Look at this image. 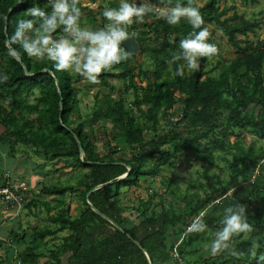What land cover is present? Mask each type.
I'll list each match as a JSON object with an SVG mask.
<instances>
[{
  "label": "trees",
  "instance_id": "16d2710c",
  "mask_svg": "<svg viewBox=\"0 0 264 264\" xmlns=\"http://www.w3.org/2000/svg\"><path fill=\"white\" fill-rule=\"evenodd\" d=\"M179 2L187 4V0ZM34 4L45 7L47 0H0V77H8L7 82L0 83V150L14 156L16 147L24 144L47 161L64 160L65 167L80 169L76 174L80 185L45 183L41 192L56 196V203L44 202L47 221L31 226L28 234L24 230L11 232L13 246L27 235L29 243L17 249L14 257L0 260V264H180L173 251L177 250L184 259L198 252L196 242L213 238L211 232L220 226L224 207L236 204L246 205V215H252L248 222L254 228L250 237H236L237 249L247 253L253 239L264 245V147L256 152L254 141L248 146L242 144L245 131L264 139V39L253 41L247 37L249 32H256L261 21L238 10L224 16L236 7L235 3L224 6L220 0H205L199 5L204 26L211 34L208 42L216 44L220 53L222 43L216 29L221 30L226 42L235 48V56L222 63L217 75L208 69L210 58H202L199 71L175 78L172 72L183 61L171 65L168 61L179 51L180 40L194 31L191 25L182 21L171 26L154 15L146 17L143 24H133L129 32L134 34L139 52L151 58L153 70L150 73L149 68L138 66L134 72L131 55L103 73L101 83L110 92L104 97L96 93L88 127V119L79 110L75 87L79 77L56 72L51 61H35L22 50L19 61L8 54L5 42L16 22L25 18V10ZM259 13L264 21V14ZM12 47L19 49L18 45ZM113 78L124 82L123 91L110 81ZM137 78L145 84L138 83ZM176 104L179 119L174 122L175 127L167 128L164 122L169 123V110ZM108 120L111 131L103 132L106 150L101 151L95 145L92 125L101 121V129ZM181 121L184 127L178 129ZM125 146L131 148L128 153L114 154L116 148ZM222 151L229 152L232 158L221 155ZM182 154H191L201 161L202 177L197 179V186L189 178L182 191L175 177H167L157 199L151 194L138 199V205L123 203L120 194L124 188L147 181L148 176L157 175L162 166ZM218 160L228 162V178L213 171L221 168ZM69 191L79 197L78 214H72L66 202ZM218 199L222 203L205 217L210 232L181 239L191 220ZM126 208H131V214L136 211L135 222L129 219L130 213L125 215ZM64 230L67 233L62 241L52 244L49 253L45 251ZM47 237H51L50 241ZM133 239H138L140 245ZM261 254L264 246L258 249L257 255ZM185 262L189 264L186 259ZM196 264L257 261L247 255L236 259L209 253L200 256Z\"/></svg>",
  "mask_w": 264,
  "mask_h": 264
},
{
  "label": "clouds",
  "instance_id": "9594fccd",
  "mask_svg": "<svg viewBox=\"0 0 264 264\" xmlns=\"http://www.w3.org/2000/svg\"><path fill=\"white\" fill-rule=\"evenodd\" d=\"M80 3L81 0H47L45 7L34 4L26 9L25 18L16 22L13 33L5 42L9 56L19 61L22 50L23 54L35 61H51L56 72L75 73L90 84L100 85L103 73L127 61L132 55L122 47L134 35L129 32V28L133 24H143L146 17L150 19L153 15L171 26L185 21L194 29L180 40L179 51L168 61L169 65L183 61L172 72L173 78L183 77L185 66L193 72L199 71L200 59L211 58L219 52L216 44L208 42L211 34L204 26L201 5L195 0H187L186 5L179 0L174 4L172 0H158L157 4L149 0H140L139 3L137 0H119L118 7L104 8L102 15L107 23L96 29L82 26ZM4 19L7 20L6 17ZM197 29L199 31H195ZM13 45H18L19 49ZM7 80V75L0 77V83ZM220 203L222 200L218 199L202 209L186 226L181 239L191 234L210 232L205 217ZM253 231L246 215V205L224 207L220 226L211 232L213 238L206 249L210 250L212 256L227 254L240 259L247 255L261 264L264 254L258 256L257 252L264 245L259 241L253 239L247 253L236 246V237L241 234L250 237Z\"/></svg>",
  "mask_w": 264,
  "mask_h": 264
},
{
  "label": "rangeland",
  "instance_id": "374dc122",
  "mask_svg": "<svg viewBox=\"0 0 264 264\" xmlns=\"http://www.w3.org/2000/svg\"><path fill=\"white\" fill-rule=\"evenodd\" d=\"M199 4H203L205 0H196ZM221 5H231L236 4L235 8L230 9L224 16L230 15L233 13V10H238L239 12L243 13L246 17L249 18H255L259 21H261L260 27L257 28L256 32H249L247 37L249 39H252L253 41H256L258 38L264 39V21L261 19V14L259 11H262L264 14V0H258L257 3H251L246 4L242 0H220ZM119 0H81L80 7L83 12V17L81 19V24L84 27H88L91 29L101 28L104 26V24L107 23L106 19L103 17L102 13L105 7H115L118 6ZM139 3L140 0H137ZM151 3V1L149 0ZM211 27L214 25H210ZM216 36L219 38L218 40L222 43L220 48V53L210 58V62L208 64V69L211 70L210 73L213 75H217L219 73V69L222 65V63L228 62L230 58L235 56V48L230 46L226 42V36L221 32V30L216 29ZM239 37H244L243 35H239ZM132 65L134 68V72H137L139 67L143 66L150 69V73L153 70V62L149 56L146 54H142L138 52L137 54L133 55L132 58ZM185 74L189 75L191 73V70H189L185 66ZM74 77L78 78L75 82L76 87V93L79 97V110L82 114V116L86 119H88V127H90L91 124V114L93 113L94 109V100L96 99L95 95L98 93L99 96L104 97V95L108 92H110V88L103 85L101 83L100 85H93L86 81H84L79 75L73 73ZM146 80V79H145ZM114 83L115 87L119 89V91H123L124 82L118 78H113V80H110ZM138 83L145 84L146 81H141L140 78H137ZM118 94V93H117ZM116 96V93L114 94ZM167 118L170 120L168 122H164L165 125H168L167 128H173L175 127L174 122L178 121L179 119V110H178V104L174 106V108H171L169 110V114ZM102 125L101 121H96L94 125H92V128L95 130V145L97 148L101 151H105V143L103 141V132H110L111 124L109 120L106 122V125L100 129ZM178 129H182L184 127V122H178L177 126ZM1 129V128H0ZM149 133V132H148ZM94 134V135H95ZM245 137L242 138V144L244 146H248L250 142L254 141L255 145V151H259L261 148L264 147V139L259 138L258 136L253 135L250 132H244ZM235 138L232 136V139ZM131 150L130 147H119L116 148V151L114 154H120V153H128ZM7 152H2L0 150V174L6 170H9L13 178H23L25 180H28L31 178V175L33 172H38L41 174L43 179L47 182H53V183H72L74 185H80V182H78V177L76 174L80 172V169L73 167V166H66L65 167V161L64 160H52L47 161L46 158H44L41 155H38V161L35 165V160H37V155L27 146V145H18L16 149V153L20 156L24 155L25 159H20L18 168L16 160L18 158V155H7ZM221 155H225L227 159H231L232 155L229 152H220ZM7 155V156H5ZM16 156V158H15ZM33 161V162H32ZM218 164L221 168L217 167L214 168L213 171L215 173H218L219 175H222L224 178H228L229 173L227 170L228 162L225 160H218ZM33 166V172L30 170V167ZM16 169V170H15ZM175 177L177 179V185L179 188L184 191L186 188L188 179L190 178L196 186L198 185L199 177L201 176V161L196 156L193 155H181L180 157L174 159L170 164L162 166L159 173L157 175H151L147 177V181H142L141 183L132 185L130 187L124 188L122 194H120V197L125 204H135L138 205V199L143 198L146 199L149 195L153 194L154 198L157 199L158 194L164 191L165 178ZM41 179V183L39 184V188L42 189L44 180ZM200 180V179H199ZM25 185V184H24ZM35 192V194H34ZM32 195L34 194V198H31V200L37 201L36 196L39 195L36 191H34ZM28 196L23 202V208L20 210L19 216L21 217L24 214V219L28 217V225L31 226V223L36 220V218H33L31 216V213H28L25 209L26 203L30 200L29 191L26 192ZM66 198L69 200L70 204V211L72 214H78L79 210L77 208V203L79 204V197L76 193L70 192V195L67 193ZM40 197L47 198V194H44L40 191ZM34 201V202H35ZM41 202H45V200H39ZM40 202V205L38 206L37 203H35L36 209L38 207L41 208V211L43 212V215L47 221V214L45 210V206L42 205ZM178 204H181L179 202ZM155 207V206H151ZM157 208H159V204L157 205ZM131 208H126L125 215L128 216ZM131 215V216H130ZM129 219L134 221V218L137 217L136 211H134L132 214L130 213ZM248 218L252 217V215H248ZM38 218V225H44V218L40 219ZM45 221V222H46ZM135 222V221H134ZM33 225V224H32ZM67 233V230L61 231L58 233L57 238L55 241L51 240L49 243V247L46 248L45 251L48 252L49 249L53 247L52 244L60 243L62 241L63 236ZM263 232L260 233L262 235ZM140 236L143 235V232L141 230ZM52 237V236H51ZM51 237H47V239H51ZM212 239V238H211ZM211 239L206 238L202 241H197L196 246L198 249V252H192L187 256L185 259L188 261L189 264H196L198 262V259L200 256H206L209 255L210 250L206 249V246L210 243ZM180 239H177V242L179 243ZM177 242H175L177 246ZM51 247V248H50ZM18 249V248H17ZM6 254H8V251H5ZM17 253V250H13L10 256L14 257ZM49 253V252H48ZM3 255V254H2ZM3 257V256H0ZM16 259V258H15ZM45 259V258H43ZM184 259V258H183ZM184 259V260H185ZM16 261V260H15Z\"/></svg>",
  "mask_w": 264,
  "mask_h": 264
},
{
  "label": "crops",
  "instance_id": "0c3cea01",
  "mask_svg": "<svg viewBox=\"0 0 264 264\" xmlns=\"http://www.w3.org/2000/svg\"><path fill=\"white\" fill-rule=\"evenodd\" d=\"M16 149H17V147H16ZM15 155H18L16 163L19 162L20 159H25L24 155L20 156L17 153ZM5 156H7V155H5ZM15 158H16V156H15ZM38 160L39 159H38V155H37V160L34 159L35 165H36V162ZM35 165H32L30 167V170H32V172H33V166H35ZM18 166H19V164L17 163L16 167L18 168ZM7 169L8 168H6V170ZM7 171H9V170H7ZM43 178L44 177H42L41 174L38 173V172H33L32 175H31V178H29L28 180H25L23 178H18V179L17 178H13L15 181L24 183L25 187L27 188V192L29 191L30 200L26 203V205H25L26 208L25 209L27 210L28 213H31V216L33 218H36V220L31 223V226L39 224L37 217H39L40 219L44 218V223L46 221V219H45V217L43 215V212L41 211V208L38 207L36 209L35 203H37L38 206H39L40 202H41L39 200H41V198H42V200H45V202H48V203H51V204L56 203L55 194H52V195L48 194L47 198L40 197L41 189L39 188V184L42 182L41 179H43ZM79 180L80 179H78V182H80ZM0 181H1V175H0ZM45 183L47 184V183H53V182H50V181L46 182L44 180V184ZM34 191L39 193V195L35 197V198H37V201H35V200L32 201L31 200V198H34V194H35ZM33 192H34V194L32 195ZM67 193L70 195V191L67 192ZM65 199H66V202L69 203V201H68L69 199L66 198V197H65ZM41 203H42V205L45 206L44 202H41ZM77 208H78V210H80V205L78 203H77ZM52 211H54V210H52ZM46 214H47V212H46ZM31 226L28 225V217H26L24 219V214L21 217L19 215L15 217V215H13L12 211L3 203V201H2V199L0 197V237L3 238V240L0 239V256H3V257H0V260H7L8 257H11L10 254L12 253L13 250L15 251V249L17 250V248L18 249H22L25 245H27L29 243L30 236L27 235L26 239L24 241L16 244L17 247L13 246L12 244H10L11 243V236H10L11 232H13V231L16 232L17 231L19 233H23V230H24V231H26L25 234L26 233L28 234V230H30ZM5 251H8V254H6Z\"/></svg>",
  "mask_w": 264,
  "mask_h": 264
},
{
  "label": "built area",
  "instance_id": "2783aa9c",
  "mask_svg": "<svg viewBox=\"0 0 264 264\" xmlns=\"http://www.w3.org/2000/svg\"><path fill=\"white\" fill-rule=\"evenodd\" d=\"M3 183L0 184V197L3 203L12 211L13 215H17L23 208V202L27 196V188L24 183L15 181L11 173L7 170L3 172ZM176 246V245H175ZM175 257H179L178 260L181 264H186L183 257L177 252L173 251Z\"/></svg>",
  "mask_w": 264,
  "mask_h": 264
},
{
  "label": "water",
  "instance_id": "95a60500",
  "mask_svg": "<svg viewBox=\"0 0 264 264\" xmlns=\"http://www.w3.org/2000/svg\"><path fill=\"white\" fill-rule=\"evenodd\" d=\"M6 23H7V20H6ZM6 28H7V24H6ZM126 49H127V51H129L132 55H135V54H137L139 51H140V46H139V44H138V42H137V40H136V38L134 37V36H131V38L128 40V41H126L124 44H122ZM79 145H80V149L82 148V146H81V144L79 143ZM127 173H125V174H123L122 176H125ZM101 185V184H100ZM100 185H98V186H100ZM97 186V187H98ZM89 194V192L87 193V195ZM98 213H101L99 210H96ZM110 221L117 227V228H119L120 230H122V228H121V226L119 225V224H117L116 222H114V221H112L111 219H110ZM128 236L129 237H131L129 234H128ZM134 240V242L137 244V245H140V242H139V240L138 239H133ZM144 252H145V254L147 255V257L149 258V255H148V252L147 251H145L144 250ZM150 264H153L152 262H150Z\"/></svg>",
  "mask_w": 264,
  "mask_h": 264
}]
</instances>
